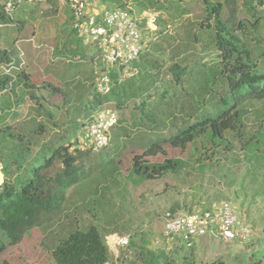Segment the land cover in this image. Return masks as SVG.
<instances>
[{
    "label": "trees",
    "instance_id": "16d2710c",
    "mask_svg": "<svg viewBox=\"0 0 264 264\" xmlns=\"http://www.w3.org/2000/svg\"><path fill=\"white\" fill-rule=\"evenodd\" d=\"M175 1L178 14L174 20L182 28L179 38L169 35L164 21L157 18L159 41L149 48L148 45L144 47L133 64L135 72L129 78L121 80L116 72H110L112 87L108 95L94 94L92 100L84 99L88 116L106 103H111L116 113L129 111L130 124L125 119L117 122L120 133H114V147L116 151L121 148L120 135H127L126 125L139 129L142 152L132 157L128 173L130 180L139 182L162 179L193 166L203 173L217 166L221 159L228 160L227 155L235 150V142L239 143L247 160V173L239 177L228 168L222 177L226 179V185L237 186L238 189L232 192L236 199H241L242 207L247 202L245 185L256 190L254 199L258 197L264 205V123L261 121L250 136L245 134L247 104L264 101V44L257 37L259 27L264 26V18L257 14V9L263 7L264 0H247L252 18L239 21L233 17L222 18V3L211 4L202 0L205 17L200 22L180 20L188 10L180 6L181 0ZM102 2L107 4L95 8L125 9L120 0ZM160 7L162 11L163 6ZM141 9L144 8L141 6ZM6 18L1 10L0 20ZM20 24L19 31L24 22ZM252 40L262 46H251ZM8 58L7 50H0V63ZM29 80L23 70L17 74L16 85L22 83L39 112L43 105L33 95L35 86ZM46 87L50 88L52 95L66 94L59 87L50 84ZM7 88L8 80L0 79V89ZM64 102L68 103L69 98ZM47 116L53 119L51 113ZM32 124V127L26 123L18 128V124L0 123V172L3 175L0 185V253L20 244L33 230L62 224L65 216L69 218L68 210L72 204L67 192L87 178L84 161L90 155L89 148L79 149L76 139V145L64 144L67 137L63 136L57 142L54 137L43 141L45 133L48 134L45 125ZM81 126L85 127V124ZM165 146L190 151L192 165L179 158H166L159 163L147 161V158L164 155ZM111 163L115 165L114 169L110 168ZM97 167L106 176L118 174L114 159ZM86 185L87 191L79 200L90 211L89 205L94 202L92 197L101 198L100 188L92 189ZM77 202L78 198L75 207ZM74 225L75 228H69L51 251L54 264H109L105 237L112 233L124 234H119L121 231L116 227L100 233L92 225L84 231ZM67 226L71 227L70 224ZM144 243L142 239L138 253L144 264H157L160 255L162 264L172 262L166 256L171 251L150 256ZM132 245L131 242L130 247ZM177 249L182 250L181 247ZM247 261L248 264H260L253 263L250 256Z\"/></svg>",
    "mask_w": 264,
    "mask_h": 264
},
{
    "label": "rangeland",
    "instance_id": "374dc122",
    "mask_svg": "<svg viewBox=\"0 0 264 264\" xmlns=\"http://www.w3.org/2000/svg\"><path fill=\"white\" fill-rule=\"evenodd\" d=\"M89 1L97 7L107 4L102 0ZM120 1L122 7L137 18L141 10L155 11L159 15L158 18L164 21L165 30L169 35L179 38L182 34V28L174 20L178 14L174 6L175 0ZM207 1L211 4L218 2L223 4V19L233 17L235 21H239L252 18L253 12L247 9V0H227L226 3L224 0ZM3 4L4 0H0V11ZM141 6L144 9H141ZM160 6H163L162 11ZM180 6L188 10L186 12L188 14L180 19L182 21L200 22L205 17L202 0H181ZM257 14L264 18V5L259 6ZM11 18L0 20V50L7 49L12 54L23 53L22 59L26 61L25 73H30L29 83L35 86L32 93L42 103L43 108L38 112L35 101L29 99L28 91L24 90L22 83L17 85L15 83L13 90H9L8 84L6 90L0 89V123L11 126L18 124L19 128L26 123L32 127L33 122H39L45 125L48 133H45L43 141L54 137L57 142L63 136L65 139L67 137L64 144H77L81 150L88 148L85 127L81 124L86 125L91 114L88 116L84 99L92 100V96L96 94L93 90L94 79L96 73L103 67L99 60L100 53L96 47L84 44L72 29L68 0L22 2L15 6ZM20 22H24L21 31L17 29L21 25ZM158 30L159 27L147 36L144 34L147 48L155 41H159ZM257 37L264 44V26L259 27ZM261 43L258 45L252 40L251 46L259 47L262 46ZM193 54L196 55L197 52L194 50ZM29 58L33 60L28 68ZM48 84L62 89L66 93L65 96L52 95L50 88L46 87ZM67 97L68 103L64 102ZM130 107L131 105L129 109ZM101 108L114 109L111 103H106ZM246 108L245 134L248 137L258 129L261 121L264 123V101L252 102L247 104ZM47 113H51L53 119L50 120ZM117 116L118 120L125 119L130 124L129 111L124 113L117 111ZM119 128L117 124L111 129L110 142L106 149L99 153L91 151L85 158L84 171L87 178H83L80 184L67 192L72 204L68 210L69 218L65 216L62 224L33 230L20 244L8 247L0 253V264H54L51 251L64 238L63 236H66L69 228L71 230L75 228L74 224H77L78 230L82 231L92 225L100 233L105 229L118 228L121 231L119 234H131V240L135 242V248L131 249L133 254L129 258L122 257V260L125 264H144L138 254L141 240L145 241L144 249L150 252V256L158 255V252L151 249V243L154 237L161 238V216L164 212L190 213L193 210H203L211 203L220 201H229L233 204L239 218L252 226L251 239L242 243H223L206 236L196 240L190 249H172L169 255H166L169 261H172L169 264H216L217 262L248 264L249 256L253 263L264 264V205L258 197L254 199L256 190L245 185L244 198L247 202L242 207L241 199H236L232 192L237 186L226 185V179L222 177L228 168L239 177L247 173V160L244 159V152L240 150L239 143L235 142V150L227 155L228 160L221 159L217 166L203 173H199L193 166L162 179L139 182L135 179L130 180L128 174L132 157L142 152L139 145L141 143L139 129L134 130L126 125L128 133L126 136L120 135L121 148L116 151L113 136L114 133H120ZM164 150L166 152L164 155L147 158V161L159 163L166 158H179L192 165V155L187 149L180 150L165 146ZM99 159L100 163L97 164ZM111 159L117 163L118 174L106 176L100 172L97 165L106 164ZM112 167L114 169L115 165L111 163L110 168ZM86 184L92 189L100 188L101 198L92 197L91 200L94 202L89 205L90 211L79 200L84 191H87ZM87 195L90 196V193ZM76 198L78 202L75 207ZM68 224L71 227L67 226ZM162 263L164 262L160 255L157 264ZM109 264H115L112 256Z\"/></svg>",
    "mask_w": 264,
    "mask_h": 264
},
{
    "label": "built area",
    "instance_id": "2783aa9c",
    "mask_svg": "<svg viewBox=\"0 0 264 264\" xmlns=\"http://www.w3.org/2000/svg\"><path fill=\"white\" fill-rule=\"evenodd\" d=\"M34 1L4 0L2 11L11 18L16 5ZM89 4V0H68L71 27L84 44L96 47L100 53L103 67L96 73L93 90L97 95L105 96L112 87L110 72H116L121 80L134 74L133 64L146 45L144 34L147 36L148 31L156 29L158 14L144 10L137 18L126 9H91ZM7 52L8 61L0 63V79H7L11 90L17 74L24 70L25 62L23 53ZM117 122V113L109 108L99 107L90 115L85 135L92 152L99 153L109 146L110 131ZM206 236L223 243H242L251 239L252 228L238 217L235 207L227 201L214 202L203 210L190 213L166 211L161 216V238H153L151 249L165 253L178 247L189 249L196 240ZM105 240L115 264H125L122 257L129 258L132 254L130 235H111Z\"/></svg>",
    "mask_w": 264,
    "mask_h": 264
},
{
    "label": "crops",
    "instance_id": "0c3cea01",
    "mask_svg": "<svg viewBox=\"0 0 264 264\" xmlns=\"http://www.w3.org/2000/svg\"><path fill=\"white\" fill-rule=\"evenodd\" d=\"M90 3H91V4H89V7H90L91 9H96V8H95L96 5H93L92 2H90ZM32 60H33V59H31V58L28 59V61H29V62L27 61V62H28V68L31 66ZM24 62H25V67H26V61H24ZM24 71H25V68H24ZM26 73H27V74H30L29 72H26ZM2 182H3V175H2V173L0 172V185L2 184ZM112 234H114V233H112ZM131 242H132V244L134 245L135 242H134L133 240H132ZM133 245H132L131 247H133Z\"/></svg>",
    "mask_w": 264,
    "mask_h": 264
},
{
    "label": "clouds",
    "instance_id": "9594fccd",
    "mask_svg": "<svg viewBox=\"0 0 264 264\" xmlns=\"http://www.w3.org/2000/svg\"><path fill=\"white\" fill-rule=\"evenodd\" d=\"M4 50H7V49H4ZM229 203H230V202H229ZM232 205H233V204H232ZM233 206H234V205H233ZM234 207H235V206H234ZM235 209H236V208H235ZM236 211H237V209H236ZM237 215H238V211H237ZM238 217H239V216H238ZM241 220H242V219H241ZM245 222H246V221H245ZM247 223H248V222H247ZM250 226H251V225H250ZM251 228H252V226H251ZM128 234H129V233H128ZM111 235H118V234H109V235H106V237L111 236ZM124 235H126V234H124ZM129 235H130L129 249L131 250L130 243H131V241H132V240H131L132 235H131V234H129ZM119 236H123V235H119ZM106 237H105V238H106ZM105 242H106V240H105ZM195 242H196V241H195ZM194 244H195V243H194ZM194 244H193V245H194ZM193 245H192V246H193ZM106 246H107V244H106ZM107 248H108V246H107ZM108 251H109V248H108ZM131 251H132V250H131ZM156 252H157V251H156ZM132 254H133V252H132ZM109 255L112 256L111 253H110V251H109ZM112 257H113V256H112ZM113 258H114V257H113Z\"/></svg>",
    "mask_w": 264,
    "mask_h": 264
}]
</instances>
